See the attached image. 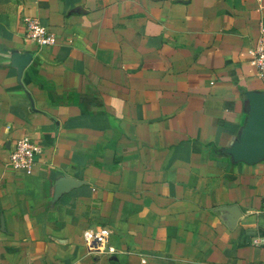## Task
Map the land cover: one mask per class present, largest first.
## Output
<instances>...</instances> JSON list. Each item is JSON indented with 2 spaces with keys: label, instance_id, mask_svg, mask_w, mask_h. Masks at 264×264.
<instances>
[{
  "label": "crops",
  "instance_id": "obj_1",
  "mask_svg": "<svg viewBox=\"0 0 264 264\" xmlns=\"http://www.w3.org/2000/svg\"><path fill=\"white\" fill-rule=\"evenodd\" d=\"M260 29L264 0H0V264H264V159L231 156Z\"/></svg>",
  "mask_w": 264,
  "mask_h": 264
},
{
  "label": "built area",
  "instance_id": "obj_2",
  "mask_svg": "<svg viewBox=\"0 0 264 264\" xmlns=\"http://www.w3.org/2000/svg\"><path fill=\"white\" fill-rule=\"evenodd\" d=\"M24 28V40L33 44L37 48L53 45L55 36L45 27L29 17L21 19ZM249 66L254 72V76L264 81V38L262 29L255 46L249 51ZM39 153L37 145L28 138L17 139L8 152L7 167L23 175H28L33 166L34 157ZM262 210L264 211V197L262 198ZM100 235H105L106 231H101ZM252 246H260L264 244V237H255L250 241ZM141 264H146L142 258Z\"/></svg>",
  "mask_w": 264,
  "mask_h": 264
},
{
  "label": "water",
  "instance_id": "obj_3",
  "mask_svg": "<svg viewBox=\"0 0 264 264\" xmlns=\"http://www.w3.org/2000/svg\"><path fill=\"white\" fill-rule=\"evenodd\" d=\"M248 117L242 139L231 150L233 160L254 163L264 159V94L247 96Z\"/></svg>",
  "mask_w": 264,
  "mask_h": 264
}]
</instances>
